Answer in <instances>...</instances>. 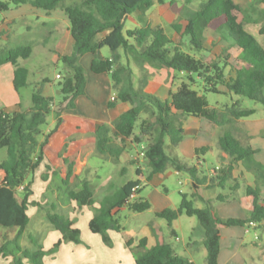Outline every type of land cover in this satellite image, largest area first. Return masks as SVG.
Returning a JSON list of instances; mask_svg holds the SVG:
<instances>
[{"label":"trees","instance_id":"16d2710c","mask_svg":"<svg viewBox=\"0 0 264 264\" xmlns=\"http://www.w3.org/2000/svg\"><path fill=\"white\" fill-rule=\"evenodd\" d=\"M166 1L179 14L178 21L172 24L182 37L179 43L163 27L150 23L148 12L155 0H0V13L21 4H30L48 12L64 8L70 19L74 39L73 52L60 56L68 70L59 82L63 98L57 105L54 97L43 93L41 84L32 93V106L29 109L14 112L0 109V149H7V158L0 163V257L12 256V264H44L47 251L40 238H31L34 249L21 245V238L31 220L27 211L33 189L32 180H28L42 164L47 147L65 124L63 111L74 108L75 99L85 94L87 76L80 62L81 57L96 53L105 46L110 48V56L94 60L91 70L111 75L114 99L109 102L110 107L121 101L128 103L130 108L111 123L98 127L91 125L98 152L106 158L119 161L127 150L128 140L135 144L146 141L148 144L143 152L148 180L170 167L189 174L195 191L181 192L182 200L177 208L168 207L156 215L169 225H173L183 214L197 216L204 232L207 264H219L220 225L245 226L256 223L262 226L264 164L256 160V149L249 143L243 145L239 142L233 129L237 120L249 117L256 111L254 108L242 107L240 100L224 106L211 105L205 93H223V86L231 93L264 104V46L245 28L246 19L240 20L239 14L244 12L245 7L237 0H203L199 6L195 5L197 0H183L182 3L179 0H159L160 3ZM253 3L264 4V0H253ZM133 13L138 15L140 24L125 31V18ZM181 19L187 20L185 27L179 22ZM207 30L225 35L240 48L243 63L235 69V76L229 77L226 72L230 65V55L226 50L221 59L212 61L192 52L206 50ZM106 31L108 33L99 39V34ZM260 34H264V26L260 28ZM186 46L189 50H185ZM134 50L137 51L136 62L142 71H145L144 63L148 60L162 68L196 73L204 82L203 90L193 88L195 79L190 78L189 82H183L176 91L171 92L170 99L163 100L148 92L145 89L147 73L143 72L136 83L135 72L130 64ZM33 52L32 45L0 50V67L7 62L15 67L14 86L17 91L32 82L34 71L29 62ZM123 56L128 58L126 62H123ZM51 113L56 117V125L41 140V126L47 123ZM180 115L202 117L221 127L222 134L217 142L220 151L218 164L211 173L201 170V156L206 155L210 147L196 149V164L189 163L177 154L176 148L185 135V128L178 117ZM167 138L170 143H167ZM66 152L71 151L67 149ZM64 162L66 167L53 170V173L60 176L64 185L61 188L66 190L70 201H75L79 207L100 202L90 219L89 228L93 233L101 234L107 245H113L110 230H123L117 215L124 207L135 212H144L152 207L150 200L144 197L131 200L134 189L137 188L139 192L143 188L139 179L127 181L98 200L91 180L83 179L81 186L77 187L74 182L79 175L75 172L74 161L65 157ZM241 164L255 175V184L245 187L246 194L252 198V209L247 218H222L212 200L202 196L199 189L228 188L229 193L221 192L216 199L221 202L231 200L241 188V181L234 174ZM136 173H142L140 167ZM107 185L112 186L113 183ZM198 200L204 202L203 207L196 206ZM49 204L46 217L52 228L59 230L62 235L50 252L57 251L64 242L79 243L81 230L75 226L74 219L63 209L58 210V199ZM12 233H15L13 237L10 236ZM173 233L176 234L174 230ZM133 242V239H129L126 244L134 254L135 264H194L189 258L178 254L168 241L158 242L152 247H148L146 237L140 238L136 246H132Z\"/></svg>","mask_w":264,"mask_h":264},{"label":"crops","instance_id":"0c3cea01","mask_svg":"<svg viewBox=\"0 0 264 264\" xmlns=\"http://www.w3.org/2000/svg\"><path fill=\"white\" fill-rule=\"evenodd\" d=\"M261 6L264 9L263 3ZM148 14L150 23L153 26H161L164 29H166V24H169L172 27V24L177 22L179 18V14L171 8L169 1H166L165 3L155 1ZM257 18L258 17L256 14H251V19L256 21ZM179 22L184 27L187 24V20L185 19H181ZM22 24L25 25L24 27L26 28V31L30 33L33 31H42L41 33L39 32L41 38L36 39L35 42H32L31 44L34 48L32 57H35L36 60H38L36 62L40 65L43 63L47 64L48 62L59 64L61 61V55H68L73 52L74 39L70 29V19L64 8L59 7L48 12L43 9L36 8L30 4H21L14 7L12 6L8 11L0 13V39L2 38L4 40L3 44L0 45V50L5 48L3 46L5 43H7V41L12 40L13 33H17L19 31L20 28L16 29V25L19 27ZM139 24L138 15L136 13L129 14L125 18V31L128 29H133ZM245 28L254 34L258 40L260 39V37H258L257 34L250 30L246 25ZM209 32L211 35H214V38L210 39V43L215 41V43L219 44V49L217 51L212 49V44H208ZM107 33L108 31L99 34L98 38L102 39ZM169 35H171L173 40L177 43L182 41V37L176 31ZM262 36L264 40V34H262ZM131 42H134V40L131 39ZM205 46L206 50H204L200 55L207 61L221 59L224 50H226V53L230 55V65L227 67L226 72L229 77L235 76V69L238 67V65H236L234 62V56L236 53H241L240 48L237 45L232 44V41L225 37V35H221L213 30L206 31ZM104 50L105 47L96 53H87L81 57L80 62L85 68L87 76L85 94L78 96L75 99L74 108L63 111L62 116L65 120V124L63 125L61 131L54 136L51 144L47 147L45 158L39 168H42V165H44L47 168L51 167L49 170L53 172L54 168L51 164H53L55 160L58 161L57 164H59L58 166H60V168H65V157H70L71 160L74 161L75 169L77 170L79 167H81L82 162L85 163L86 161L87 165L90 167L89 161L87 160L88 156H83L84 153L82 149L78 148L83 144V140L79 138L81 133L82 135L91 134L95 136L91 130V125L98 127L105 123H111L123 112L130 108L128 103L121 101L116 102L113 107H110L109 102L111 101L112 97H114L111 75L106 72L95 73L91 70V65L94 60L110 56L107 55ZM197 56H199V54ZM127 59L128 58L123 56V62H126ZM137 59V51L134 50L130 56V64L132 65L135 72L136 83L139 82L140 78L143 76V72L147 73L148 78L145 89L163 100L170 99L172 91H176L180 85L185 81L187 82L188 79L194 78V73L190 74L187 72H179L162 68L156 63L148 60L144 63L145 71H142L136 62ZM14 70L15 67L11 62L4 63L0 67V103H2L0 109H4L7 112L26 110L32 106V93L29 92L25 95L22 89L20 91L15 89ZM35 78L39 85L42 83L43 93L46 96L54 97L51 87L53 84L52 78L48 77L45 73L37 74ZM2 84L6 85L7 87L8 96H5L1 91ZM221 89L223 93L219 94L230 96V102L223 103L222 105L219 104V106L232 104L238 100L241 101L239 95L229 92L223 86ZM25 98H27V100L23 101ZM56 105L55 108H57ZM178 117L179 120L182 121L185 128L184 138L176 148V152L181 158L185 159L189 163L193 162L196 160V149L207 146L210 147V150L207 152V154H215V152H217V156L219 155L220 151L217 148V142L222 134V130L219 125L211 123L209 120L202 117L183 115ZM55 121L57 122L56 117ZM70 141L76 146L75 148L71 147ZM249 144L257 150L256 154L261 151L253 143ZM66 146L67 149L71 151L70 153L66 152ZM135 146V143L129 140L127 141V150L132 149ZM216 149L217 151H215ZM50 150H52V152ZM127 150L122 154L121 158L125 157L129 162H132L133 160H139V158H136L135 156L130 157L129 154H127ZM201 157L203 161H205V155ZM107 159L111 160L110 158ZM259 161L264 163L263 160L259 159ZM79 162H81V164ZM138 167L141 168L142 173L137 175V177L134 178L135 180L139 179L142 184L147 186L151 184L157 187H159V185L164 186L163 190L165 195H147L144 197L140 195L138 191L134 195V197H144L150 200L152 207L149 210H153L155 215L157 212L165 208L178 207V205L173 204L171 195H169L170 189L165 184L173 174L178 175L181 179L183 178L181 183L185 184L189 188L188 192L180 189V194L181 192L192 193L195 191L192 179L187 173L179 172L176 169L170 167L165 172L155 174L151 180H148L146 171H144L146 166L139 165ZM39 168L36 171H38ZM213 168L214 167L208 168L207 173H211ZM125 169L123 167L121 172H125ZM77 170L76 174L79 175ZM183 174L185 175L182 176ZM234 174L240 179V181L243 180L245 182V187L249 184H255V175L252 172L246 170L242 164L237 167ZM107 182L108 181L106 180L103 183L107 184ZM240 190H242V188L239 189L237 194L231 200L226 202H221L216 199L217 195L222 191L225 193L226 189L221 190L220 188H213L204 190L201 188L199 189V193L206 199L212 200V203L214 204L220 217L247 218L249 210L252 209V198L246 194L245 188L242 195L240 194ZM74 202L75 201H73V204ZM197 204L198 207L204 206V202L202 200H198ZM76 205L73 206L75 207ZM97 207H99V205ZM79 209L81 208H79L77 205V211ZM70 217L73 219L72 216ZM178 220L174 221L172 225L176 233L175 235H177L176 226L178 225L176 224L178 223ZM156 222L149 220L141 233L130 234V236L127 235V238H122V240L119 242H116L113 239V245L111 247L105 243H100L96 246L89 244V247L86 250H72L70 252H66L67 254H63L64 256L62 257V261H59L58 257L64 248V245L62 244L60 249L53 254L54 258L51 260V262L47 260V255L44 256L43 262L44 264H79L80 261L78 259H80V255L85 254L87 258L90 260L92 259L91 264L111 263V261L108 259L109 255H111L112 258V264H135V258L132 250L126 244L129 239H133L134 242L132 246H136L140 238L146 237L148 239V247H152L158 242L167 241L166 234L162 231L161 221H159L157 224ZM261 225L262 226L260 227L259 224L256 223H250L245 226L220 225L219 228L221 239L219 264H264V221ZM195 229L197 230L198 234L201 235L200 239H194L192 240L191 244H186L185 247L182 248L181 252L176 251L178 254L189 258L191 261H193V263L195 262L192 252L195 248V244L198 241L203 242L204 239V232L201 226L199 225ZM123 230H125L124 226ZM114 231L115 230L109 231V235L111 237H113ZM61 236L62 235H55V238L51 239V241L57 242ZM43 246L48 252V249H46L47 246L45 244H43ZM11 262V256L7 258L0 257V264H11ZM82 264L86 263L82 262Z\"/></svg>","mask_w":264,"mask_h":264},{"label":"rangeland","instance_id":"374dc122","mask_svg":"<svg viewBox=\"0 0 264 264\" xmlns=\"http://www.w3.org/2000/svg\"><path fill=\"white\" fill-rule=\"evenodd\" d=\"M69 2H72L73 0H68ZM158 2L159 0H155ZM180 3L183 2V0H179ZM203 0H197L195 2L196 6H199V4ZM239 1L244 7V12L239 14L240 20L245 21V25L255 32L258 37H260V42L264 46V40L262 34H260V28L264 26V9L262 8L261 4H254L253 0H237ZM14 7V6H13ZM251 14L258 17L257 20L251 19ZM25 25H20L16 29L20 28L19 31L16 33H13V37L11 41H7V43L4 44L3 47L10 48V47H16L18 45H31L32 42H35L36 39H40V33L41 30L38 32L33 31L32 33L26 31ZM165 31L168 34L174 33V29L169 25L166 24ZM40 32V33H39ZM5 34V33H4ZM214 38V35H211L210 32L208 34V44H212V49L217 51L219 49V44L215 43L213 41L210 43V39ZM4 40L0 39V45H2ZM188 42V40L186 41ZM188 44V43H187ZM185 50H189L188 46L185 47ZM105 53L107 55H110V48L108 46H105ZM193 53H196L197 55L201 56L200 54L202 52H197L196 50L192 51ZM234 62L236 65L240 66L241 63H243L241 53H236L234 56ZM36 58L32 57L31 61L29 62V66L34 71V75L32 76V82L28 85L22 88L23 93H33L38 87L39 84L36 81L35 76L37 74L45 73L48 77L52 78V94L55 97L56 104L59 103V101L62 100L63 95L60 92L59 82L62 79V77L67 73V67L64 65L62 61H60L59 64L54 63H43L39 64L37 63ZM57 74V77H56ZM187 79V78H186ZM194 79L193 82V88L197 90H203L204 82L201 78H199L198 74L194 73ZM190 79H188V82ZM42 84V83H41ZM40 86V85H39ZM1 91L5 96H8V90L6 85L2 84ZM208 101L211 105H222L223 103L230 102V96L217 94L213 92H206ZM27 97V96H26ZM241 98V104L244 108H254L255 113L249 117L242 118L235 122L234 124V133L236 138L239 140V142L243 145H246L248 143H253L257 148H259L261 151L255 154L256 160L264 161V104L257 102L255 100H252L248 97L239 96ZM27 100L25 98L23 101ZM2 106V103H0V107ZM242 120V121H241ZM56 125L54 113H51L48 117L47 123L43 124L41 126V129L43 133L39 136L41 140L44 138V134H47L50 130H52ZM74 134V133H73ZM83 140V144L80 145V149H82L84 155L88 156L87 160L89 161L90 167L87 165V161L84 163L82 162L81 167L75 169L79 172V178H76L77 187L81 186L83 179H89L91 180L94 189H95V196L98 200H101L103 196L106 194L112 193L116 188H118L120 185L124 184L128 180L134 179L137 177L136 170L138 166L145 165L144 163V157L141 156V152L144 150V148L147 146V142L144 141L142 143L136 144V146L132 149L127 150V154H129L130 157H136L139 158L137 162H129L128 159L121 158L120 161H113L107 159L105 156L101 155L96 147V137L94 135H81L79 136ZM167 143L169 142V139L167 138ZM71 147L75 148L76 146L71 143ZM66 149V147H65ZM52 152V150H50ZM168 151V149H167ZM217 151V149L215 150ZM7 158V149L1 148L0 149V163H2ZM57 160L51 165H53L54 170L61 169L59 164H57ZM260 162V161H259ZM61 163V161H60ZM81 164V162H79ZM191 164H196V160L193 162H190ZM218 164V156L217 152L215 154L209 153L205 155V161H203V165L201 170L205 173L208 172V168L215 167V165ZM264 164V163H263ZM126 168L125 172H121L122 168ZM42 165V168H39L38 171H36L34 174L30 175L29 180H32V189L33 193L30 196L31 204L28 209V215L30 217V223L21 238V245L25 248L34 249V243L31 241L32 237L40 238L47 247L48 252L46 255L48 256V261L51 262V260L54 258L53 254L55 252H50V249L54 246V243L56 241H51V239L55 238V235H61L59 230L52 228V225L48 221L46 217V211L48 208H50L49 204L50 202L54 201L55 199H58L59 207L58 210H64L67 212L70 216L73 217L75 221L76 227H78L81 230V241L79 243L74 241H68L64 242V248L61 251V254L59 255L58 259L59 261H62V257L64 256L66 252L70 251H79V250H86L89 247V244L91 245H98L100 243H105L101 234L99 233H93L89 228V222L90 219L94 216L95 210L97 206L100 204L99 201H97L93 206H83L79 207L77 211V205L76 202L70 201L69 197L67 196L66 190L64 187L60 176L55 175L52 171ZM146 174H148V171L145 170ZM43 172V174H42ZM49 172V173H48ZM44 175H47L48 178L45 179ZM183 174L182 176H184ZM183 179V178H182ZM178 175L173 174L167 181L166 185L169 187V195H171V200L174 205L180 204L182 200V196L179 192V190H183L185 192H188L189 188L181 183L182 180ZM112 182L113 185H107L104 184V181ZM146 181V180H145ZM75 185V186H76ZM143 188L138 192L142 196L147 195H165V192L163 190V185H159V187L151 185H144L141 184ZM241 188L240 194L242 195L244 193L245 188V182L241 181ZM222 190V189H221ZM223 192V191H222ZM230 190L227 188L225 191V194L229 193ZM21 195L23 192H19ZM136 194V193H135ZM132 201L139 200V197H132ZM198 201L195 202L196 206ZM40 204V205H39ZM73 205H76L75 207ZM117 217L120 219V223L125 227V230L116 232L114 231L113 237L111 239L115 240L116 242H119L122 240V238H127V235L130 236V234H139L143 230L144 226H146L147 222L149 220H153L156 222V224L161 221L162 223V231L166 234L167 241L170 242L175 250L177 252H181L182 248L185 247L186 244H191L192 240L197 239L199 240L201 235L198 234L197 228L200 223L197 216H188L186 214H183L176 225V232L177 235L173 233V226L169 225L168 222L155 215V212L153 210H146L144 212H135L128 208H124L121 210V212L117 215ZM15 233H12L10 236L13 237ZM135 236V235H134ZM178 236V237H176ZM52 242V243H51ZM106 244V243H105ZM107 245V244H106ZM50 246V247H49ZM110 246V245H108ZM111 247V246H110ZM133 253V252H132ZM67 254V253H66ZM193 258H194V264H207L206 262V256H207V249L204 246L203 242L198 241L195 244V248L193 249ZM134 255V254H133ZM12 257V256H11ZM108 259L111 261V263L106 264H112V258L111 255H109ZM13 260V257H12ZM80 261L79 264H82V262L86 264H91V260L85 256V254L80 255ZM12 264V262H11Z\"/></svg>","mask_w":264,"mask_h":264},{"label":"built area","instance_id":"2783aa9c","mask_svg":"<svg viewBox=\"0 0 264 264\" xmlns=\"http://www.w3.org/2000/svg\"><path fill=\"white\" fill-rule=\"evenodd\" d=\"M112 99H114V97H112ZM144 155H145V154H144V152L142 151V152H141V156H143V157H144ZM136 189H137V188H135V189H134V190H135V193H136V191H137ZM135 193H134L132 196H134V195H135Z\"/></svg>","mask_w":264,"mask_h":264}]
</instances>
